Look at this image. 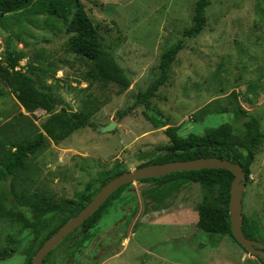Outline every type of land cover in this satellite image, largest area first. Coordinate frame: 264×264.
<instances>
[{
  "label": "rangeland",
  "instance_id": "1",
  "mask_svg": "<svg viewBox=\"0 0 264 264\" xmlns=\"http://www.w3.org/2000/svg\"><path fill=\"white\" fill-rule=\"evenodd\" d=\"M81 1L104 48L132 84L122 90L90 79L91 64L67 50L70 36L63 21L38 15L30 21L11 16L0 22V65L7 66L3 58L10 43L25 54L17 70L31 76L60 107L92 114L88 127L60 144L47 140L15 177L4 182L0 173V198L14 212L0 217V250H15L0 264H24L36 250L30 223L37 212L77 201L100 172L120 162L131 171L147 161L145 153L164 151L170 144L167 128H178L183 136L202 135L231 123L237 134L243 133V121L235 120L233 94L259 120L264 135V0H211L203 33L185 41L167 83L148 102L147 114L166 125L159 128L146 120L138 96L157 78L165 49L182 40L193 25L198 0ZM251 86L255 96L248 93ZM47 118L44 111L27 113L0 79L1 156L13 143L41 133ZM111 122L117 127L101 133ZM202 197L198 183L174 189L133 183L96 228L76 231L43 263L262 264L231 237L198 229L196 207ZM243 213L264 234V141L251 166ZM255 240L264 243L263 235Z\"/></svg>",
  "mask_w": 264,
  "mask_h": 264
},
{
  "label": "trees",
  "instance_id": "2",
  "mask_svg": "<svg viewBox=\"0 0 264 264\" xmlns=\"http://www.w3.org/2000/svg\"><path fill=\"white\" fill-rule=\"evenodd\" d=\"M211 5V0H198L193 25L183 33L182 40L180 39L177 44L165 49L161 56L157 78L150 83L146 91L138 96V102L145 106L143 113L146 120L155 128L166 125L161 120L152 118L147 114L148 102L155 98L157 92L167 83L171 65L184 48L185 41L197 38L203 33L207 11ZM38 15H46L47 19L63 21L66 32L70 36L67 42V50L91 64L88 70L90 79L115 84L122 90H127L131 86L132 82L128 74L117 64L112 54L104 48L97 28L81 0H0V22L5 18L9 19L11 16H17V20L19 16H23L30 21L31 17ZM24 55V52L14 50L12 45L8 43L3 58L7 66L0 65V79L11 89L19 105L27 113L34 114L40 110L44 111L48 118L42 124L41 133L36 134L30 140L13 143L11 150L4 157L0 155L1 181L4 182L15 177L16 173L23 169L26 161L45 147L47 140L60 144L75 132L88 127L90 125L89 119L92 116L88 110L70 112L66 107H60L59 101L42 89L31 76L17 70L20 61L24 59ZM248 93L250 96L252 94L255 96V87L251 86ZM232 97L235 105V120L237 122L243 121V133L237 134L231 123L208 129L202 135L189 133L183 136L178 133V128L169 127L164 131V134L169 138L170 144L160 153H145L144 157L147 158V161L137 168L201 158H219L239 164L245 172L244 182L247 184L251 175V166L255 161L256 150L263 143L264 135L261 132L259 120L243 108L235 94ZM247 102L254 104L251 99H248ZM127 172H129L127 166L120 162L112 170L100 172L90 184L86 185L77 201L68 200L54 204L48 211L51 214L47 217H44V214L47 215L48 212L43 210L37 212L30 223L35 235V242H38L37 248L32 253H28L24 264H31L41 246L62 225L85 208L104 185ZM233 179V173L228 170L205 169L176 172L162 178L144 179L138 182L166 187V189H174L187 182L200 184L203 197L202 202L196 207L199 216L198 229L206 234L229 236L242 247L232 235L230 221L229 203ZM130 186L132 184H127L118 189L93 216L66 239L73 237L78 230L84 233L86 229L91 231L96 228L110 206L118 201L123 191ZM13 213V211L7 210L5 203L0 198V217L3 215L12 216ZM242 230L246 238L250 240H255V236L263 235L264 237L254 222L249 223L244 213L242 214ZM75 243L77 241H74L73 244ZM14 252V249L0 250V261L11 257ZM51 254L52 252L46 260ZM258 260L264 264L260 259Z\"/></svg>",
  "mask_w": 264,
  "mask_h": 264
},
{
  "label": "water",
  "instance_id": "3",
  "mask_svg": "<svg viewBox=\"0 0 264 264\" xmlns=\"http://www.w3.org/2000/svg\"><path fill=\"white\" fill-rule=\"evenodd\" d=\"M117 124L111 122L99 130L101 133L112 132ZM205 169H224L234 175L230 191L229 213L234 239L244 250L264 263V244L246 238L242 230L243 197L246 184L245 172L239 164L219 158H201L190 161L170 162L160 165L139 167L124 173L104 185L95 197L76 216L51 236L38 250L31 264H43L47 256L55 250L70 234L80 228L102 205L120 188L144 179H157L176 172L200 171ZM87 230H85L86 232Z\"/></svg>",
  "mask_w": 264,
  "mask_h": 264
},
{
  "label": "flooded vegetation",
  "instance_id": "4",
  "mask_svg": "<svg viewBox=\"0 0 264 264\" xmlns=\"http://www.w3.org/2000/svg\"><path fill=\"white\" fill-rule=\"evenodd\" d=\"M87 230V229H86ZM100 249V246H98V250Z\"/></svg>",
  "mask_w": 264,
  "mask_h": 264
},
{
  "label": "crops",
  "instance_id": "5",
  "mask_svg": "<svg viewBox=\"0 0 264 264\" xmlns=\"http://www.w3.org/2000/svg\"><path fill=\"white\" fill-rule=\"evenodd\" d=\"M168 218H172V217H168Z\"/></svg>",
  "mask_w": 264,
  "mask_h": 264
}]
</instances>
